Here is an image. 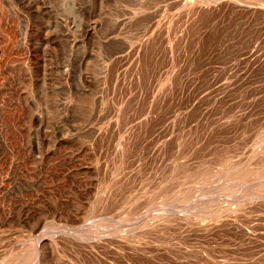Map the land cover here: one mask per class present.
I'll return each instance as SVG.
<instances>
[{
	"label": "rangeland",
	"instance_id": "obj_1",
	"mask_svg": "<svg viewBox=\"0 0 264 264\" xmlns=\"http://www.w3.org/2000/svg\"><path fill=\"white\" fill-rule=\"evenodd\" d=\"M0 264H264V0H0Z\"/></svg>",
	"mask_w": 264,
	"mask_h": 264
}]
</instances>
